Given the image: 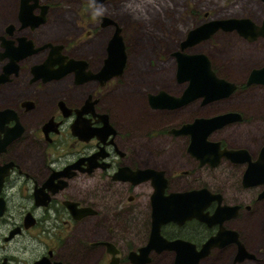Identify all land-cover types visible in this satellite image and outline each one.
<instances>
[{
	"label": "flooded vegetation",
	"instance_id": "obj_1",
	"mask_svg": "<svg viewBox=\"0 0 264 264\" xmlns=\"http://www.w3.org/2000/svg\"><path fill=\"white\" fill-rule=\"evenodd\" d=\"M51 1L16 0L13 18L0 23V201L4 202L0 226L6 227L0 238V264H35L42 258H47L50 264H73L77 253L72 251V246L79 240L75 238L76 232L67 230L74 222L83 223L100 214L104 225L112 228V232L119 230L125 238L122 242L114 237L92 242L94 264L102 260L108 264L264 262V252L256 242L257 237L264 238V196L260 198L264 183H243L248 161L222 155L213 166L209 160L214 158L216 149L208 143L192 142L188 133L174 132L183 124L207 117L197 113L190 117L184 115L197 104L202 108L214 102H234L238 97L244 101L255 89L258 95L247 103L246 111L227 107L214 114L234 111L239 112L241 118L215 128L207 138L219 143L221 151L244 149L252 160H258L264 155V83L247 84L254 66L248 70L244 81L217 74L236 84L235 90L224 98L203 102L201 96L181 105L177 101L184 95L190 80L178 79V56L173 53L182 48L181 42L190 27L181 37L171 30L173 49L158 52L172 57V65L171 61H161L160 55L156 64L130 65L131 47L126 26L114 18L104 24L105 14L95 13L92 8L107 0L99 5L89 0V15L85 16L83 11L84 16L77 24L81 31L74 32L80 35L75 37L69 33L59 39L48 37L42 31L54 14ZM261 1L260 11L264 12V1ZM6 7L4 5L3 11ZM245 16L257 26L264 23V15L260 13ZM42 17L44 22L34 26V21ZM87 21L88 30L83 28ZM198 24L195 22L193 27ZM118 27L123 35L127 61L121 73L108 75L102 68ZM233 31L245 42L258 43L259 39H264L259 35L250 40L235 28L228 32ZM192 47L184 52H192ZM137 52L134 49L132 55ZM211 63L217 73L212 59ZM162 66L171 69L170 84L161 82L149 88L147 78ZM250 116H253L252 121ZM244 125L257 128L253 129L257 135L246 136ZM165 134L171 139L165 140ZM239 135L245 139L240 141ZM192 143L196 145L197 155L190 150ZM203 149L209 150L204 164ZM192 159L200 169L229 166L233 171L241 168L240 178L235 183V186L240 184L239 194L234 190L233 195L228 196L223 184L214 185L201 175L191 174L186 161ZM80 183L86 190V198L74 195ZM205 188L212 194H220L221 201L218 197L213 199L201 213L213 216L218 205L233 206L222 212L219 217L225 218L222 222H209L205 216L203 219L186 218L183 222L170 219L172 213L179 214L190 206L183 192ZM174 193L182 195L177 198ZM99 197L104 207L95 201ZM72 202L87 208V215L76 218ZM198 203L206 201L199 199L198 202V198H194L192 208H197ZM15 206L17 216L11 214ZM255 213L262 219L260 230L251 229ZM154 224L158 225V237L152 244ZM31 231L37 232L29 235ZM27 235L36 241L38 245L33 248L39 249L40 254L25 262L20 257L22 254L14 253L10 246L17 237ZM216 237H219L218 242L205 253L209 240ZM179 240L181 242L177 243Z\"/></svg>",
	"mask_w": 264,
	"mask_h": 264
},
{
	"label": "rangeland",
	"instance_id": "obj_2",
	"mask_svg": "<svg viewBox=\"0 0 264 264\" xmlns=\"http://www.w3.org/2000/svg\"><path fill=\"white\" fill-rule=\"evenodd\" d=\"M15 1L0 0V23L7 21V18H13ZM56 1H51L52 13L54 14L50 15L51 21L47 26L42 27V31L46 32V36L55 37L56 39L65 37L69 33L78 37L80 34L77 35L74 32L77 30L81 31L80 28L78 29L79 26L77 24L81 20V16H84V13L86 14L85 16L89 15L90 1L65 0V3L62 0H59L60 3ZM262 4L261 0H107L101 6L93 5L92 8L95 13L108 15L117 20L122 26H126L131 47L129 51L130 65L138 63L145 65L156 64L160 60L159 55L163 58L161 61H171L172 65L174 59L168 56L165 57V52L173 49L174 46L172 38L169 36L171 30L174 31V34L181 37L187 27L192 28L194 23L198 24L200 20V23H203L210 21V19L222 17L255 16L257 13L264 15L263 10L260 11V7H263ZM4 5H7V7L3 11ZM83 11L85 12L83 13ZM93 24L97 25V22H93ZM83 28L86 30L90 28L88 21ZM134 49L138 52L133 56ZM161 50L165 52L159 54L158 52ZM190 51L195 53L204 52L209 55L219 76L241 81L245 80V75L251 67L259 68L264 65L256 66L259 63H264V39H259L258 43L245 42L235 31L220 30L213 35L211 40H203L198 45L193 46ZM154 70L158 76L153 74L152 77L147 78V83L150 84L149 88L161 82L170 84V68L164 69L162 66L160 70ZM257 95V90L254 89L245 96L244 101L242 97H238L234 102H214L204 105L202 108H200V104H197L196 108L184 115L190 117V115L197 113L207 117L214 116V114L221 112L227 107L240 108L246 111L248 108L247 103L254 101ZM252 119L253 116H250L249 120L252 121ZM243 127L247 128L245 130L246 136L250 137V134L257 135V132L253 130L257 128L247 125ZM165 136V140L171 139L169 134H165ZM244 139L245 136L239 135L240 141ZM186 162L187 167H191V174L201 175L204 180L210 181L214 185L223 184L228 196H232L234 190L235 194H239L240 184L235 186V183L240 178L241 168L233 171L229 166L217 168L216 170L207 167L200 169L197 162L193 159ZM74 192L77 193L74 194L75 196L86 198V190H84L83 183L77 185ZM95 201L99 204L101 203L102 207L105 206L104 201L100 197ZM11 214L14 216L18 215L17 206L11 210ZM252 221L251 229L260 230L262 219L259 213H255ZM5 231L6 227L1 225L0 238H3L2 233ZM71 231L77 233L75 238L79 240L78 244L74 243L72 246V251L77 253L78 264H94L96 262V257L91 256L93 252L92 242L111 237L122 242L125 238L124 235L119 233V230L112 232V228L104 225L102 214L90 220L87 219L83 223L74 222V225L67 230V232ZM36 232L31 231L29 235ZM42 235H46V232L42 233ZM256 242L258 248L264 252V238L257 237ZM35 245H38L36 241L31 240L27 235L17 237L10 248L14 253H21L20 257H23L24 261L27 262L37 254H40L39 249L33 248ZM124 248L127 250V247ZM77 261H73V264H77ZM99 264L108 263L102 260ZM124 264L129 263L125 262ZM259 264H264V262Z\"/></svg>",
	"mask_w": 264,
	"mask_h": 264
},
{
	"label": "water",
	"instance_id": "obj_3",
	"mask_svg": "<svg viewBox=\"0 0 264 264\" xmlns=\"http://www.w3.org/2000/svg\"><path fill=\"white\" fill-rule=\"evenodd\" d=\"M94 4L99 5L103 3L105 0H92ZM264 1V0H263ZM24 19V17L22 16ZM104 24L110 23L111 17L108 15L103 16ZM32 21V20H31ZM36 22L37 26L44 22V18H40L39 20L34 21ZM26 24V23H25ZM237 29L241 35L245 38H249L250 40L256 39L259 35L264 36V23L261 26H257L251 18L248 16L245 17H222L216 19H210V21H206L203 23L198 24L195 27H192L187 32L186 38L181 42L182 48L176 50L173 54L178 56V79L180 81H189V86L185 89V93L180 99L177 101L181 103V105L185 102L190 101L193 98H199L201 96L204 97L203 102L213 101V99H220L224 98L225 96L231 94L235 88L236 84L234 82L229 81L226 78H221L217 75L216 71L212 67L211 59L209 55L204 52L195 53V52H184L188 47L197 45L200 41L207 40L211 38L213 34H215L218 30H228L232 31L233 29ZM126 55V47L124 46L123 42V35L120 34V27L116 29L113 38L109 44V55L105 58L106 64L105 67L102 68L106 71V73L112 74L110 72H114V74L121 73L123 68L125 67L127 61ZM101 70L100 73L103 71ZM248 83H264V65L255 67L251 70L249 74ZM160 94H168L167 92H161ZM164 96V95H163ZM167 97V96H166ZM165 97V98H166ZM172 97V96H171ZM154 98V97H153ZM171 100H175L174 98H169ZM178 107V106H177ZM241 118V114L239 112L228 111L226 113H221L218 115H214L213 117H199L195 121L191 122V124H183L179 128V130H174L176 134L179 133H188L192 138V142L198 143L200 142L202 145L203 143H208L209 147H213L216 149L214 158L209 160L211 165H216L219 158L222 155L231 156L233 160L237 161H248L249 166L244 171L243 175V183L246 185L252 184H262L264 183V155H261L258 160L254 161L249 157L247 151L244 149L239 150H219V143L210 142L208 141V134L217 127L224 126L228 122H233ZM84 138V137H83ZM192 143L190 146V150L193 151L197 155L196 152V145ZM206 146V145H205ZM201 147V146H200ZM204 150V149H203ZM209 150H204L201 152L202 162L204 164L205 161V154L208 153ZM245 155V156H242ZM199 156V155H198ZM183 197L188 201L189 207L183 209V211L174 212L171 214L170 219L178 220L179 222H183L186 218H192L197 216L200 219H203L204 216L206 220L209 222H218L223 221V218H219L222 212L230 210L233 206L229 205H218V209L213 216H209L208 213L203 214V208L208 205L213 199L218 197L219 201H221L220 194H212L207 188L192 192H183ZM178 193H174L175 197H180ZM264 193L260 196L263 198ZM194 198L202 199L206 201L205 204L199 205L197 204V208H192V202ZM73 203V214L77 218L82 217L83 215H87V208L85 207H78V202ZM204 203V202H203ZM234 209V208H233ZM4 210V202L1 203L0 201V215ZM156 214L154 213V218ZM157 224H154L152 231H151V243L154 244L158 234H157ZM222 229L219 231L222 233ZM229 231V230H227ZM219 238V237H218ZM218 238H212L209 240L208 245L206 246V252H208V248L215 245L218 242ZM180 243L181 241H176ZM184 243V241H183ZM188 243V242H186ZM140 262V260L138 261ZM141 263V262H140ZM35 264H50L47 258H42L35 262ZM60 264V263H57Z\"/></svg>",
	"mask_w": 264,
	"mask_h": 264
}]
</instances>
